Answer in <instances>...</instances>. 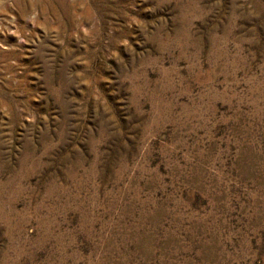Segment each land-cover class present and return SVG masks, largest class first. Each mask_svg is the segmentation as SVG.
Wrapping results in <instances>:
<instances>
[{"label":"rangeland","instance_id":"obj_1","mask_svg":"<svg viewBox=\"0 0 264 264\" xmlns=\"http://www.w3.org/2000/svg\"><path fill=\"white\" fill-rule=\"evenodd\" d=\"M0 264H264V0H0Z\"/></svg>","mask_w":264,"mask_h":264}]
</instances>
